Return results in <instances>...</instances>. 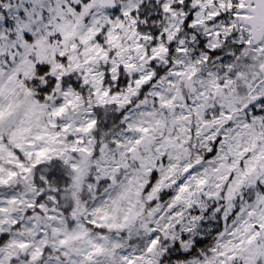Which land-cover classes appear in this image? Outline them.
Instances as JSON below:
<instances>
[{
  "label": "snow or ice",
  "instance_id": "snow-or-ice-1",
  "mask_svg": "<svg viewBox=\"0 0 264 264\" xmlns=\"http://www.w3.org/2000/svg\"><path fill=\"white\" fill-rule=\"evenodd\" d=\"M0 264H264V0H0Z\"/></svg>",
  "mask_w": 264,
  "mask_h": 264
}]
</instances>
